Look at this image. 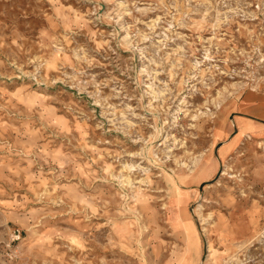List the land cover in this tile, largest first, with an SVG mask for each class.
I'll list each match as a JSON object with an SVG mask.
<instances>
[{"label": "rangeland", "instance_id": "1", "mask_svg": "<svg viewBox=\"0 0 264 264\" xmlns=\"http://www.w3.org/2000/svg\"><path fill=\"white\" fill-rule=\"evenodd\" d=\"M0 264H264V0H0Z\"/></svg>", "mask_w": 264, "mask_h": 264}, {"label": "bare ground", "instance_id": "2", "mask_svg": "<svg viewBox=\"0 0 264 264\" xmlns=\"http://www.w3.org/2000/svg\"><path fill=\"white\" fill-rule=\"evenodd\" d=\"M204 230H206V227L204 226ZM208 248H209V250H210V245L208 244Z\"/></svg>", "mask_w": 264, "mask_h": 264}]
</instances>
